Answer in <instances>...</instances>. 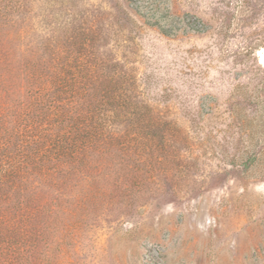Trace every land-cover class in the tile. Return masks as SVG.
Returning <instances> with one entry per match:
<instances>
[{"label":"rangeland","instance_id":"rangeland-1","mask_svg":"<svg viewBox=\"0 0 264 264\" xmlns=\"http://www.w3.org/2000/svg\"><path fill=\"white\" fill-rule=\"evenodd\" d=\"M246 1L29 0L20 47L51 33L86 70L120 61L164 119L147 185L167 192L118 217L104 201L21 264H264V0Z\"/></svg>","mask_w":264,"mask_h":264},{"label":"trees","instance_id":"trees-1","mask_svg":"<svg viewBox=\"0 0 264 264\" xmlns=\"http://www.w3.org/2000/svg\"><path fill=\"white\" fill-rule=\"evenodd\" d=\"M28 4L0 0V264L52 251L68 222L97 220L104 201L114 217L136 211L153 191L150 140L166 125L126 91L122 62L88 71L67 45L55 53L51 33L20 47Z\"/></svg>","mask_w":264,"mask_h":264}]
</instances>
